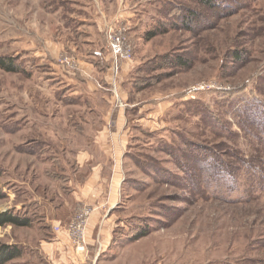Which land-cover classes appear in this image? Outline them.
Returning <instances> with one entry per match:
<instances>
[{
    "label": "rangeland",
    "instance_id": "obj_1",
    "mask_svg": "<svg viewBox=\"0 0 264 264\" xmlns=\"http://www.w3.org/2000/svg\"><path fill=\"white\" fill-rule=\"evenodd\" d=\"M120 22L126 88L148 114L121 150L110 245L86 227L77 251L53 225L76 209L64 179L82 177L74 155L103 102L74 66L93 56L101 71L99 50L111 71L105 28ZM4 57L20 70L0 68V212L30 220L0 227L20 249L5 264H264V0H0ZM59 234L66 263L49 254Z\"/></svg>",
    "mask_w": 264,
    "mask_h": 264
},
{
    "label": "crops",
    "instance_id": "obj_2",
    "mask_svg": "<svg viewBox=\"0 0 264 264\" xmlns=\"http://www.w3.org/2000/svg\"><path fill=\"white\" fill-rule=\"evenodd\" d=\"M120 16L122 17L121 14H119V17ZM92 52L95 55H100L98 56L100 62L104 64L103 69L100 68L102 69L101 71H98L99 65H96L93 56H90V58L86 56H84V58H78L76 56L79 62L77 65L75 64L74 69H76V74H82L81 77L88 76L87 78H83L86 81V86L90 89V93L96 94L103 102V108L101 110H93L95 114L98 115L100 122L91 132V141L84 143L74 155L73 162L76 165L77 172L83 173L82 177L75 173L74 178L69 177L64 180H66L67 183L66 190H71L70 194L71 197L75 199L74 203L76 206L79 204H87L93 208L87 222L88 232L95 234L94 230L98 227L100 231L105 229L106 232L102 240H100L97 233V238L101 242V247L105 249V247L110 245L111 230L115 225V220L112 221L111 215H108V213H112L117 207L121 195L120 188L123 180L120 175V158L123 156L121 150L124 149L130 134L131 118H134L135 121H139L140 118L146 116L148 113L145 115L146 110H144L143 107L145 104H148V102L145 101V104L140 107V103L143 102L135 101L126 88V86L131 85L130 82H132V77L127 76L131 69L130 61L120 64L118 75L119 97L121 101L125 103L126 107L120 109L113 108L112 104H114V98L109 94L108 88H97V83L100 81L101 84L109 86L114 80L110 68L108 70L106 67V64L110 65L108 61L110 57L106 51L101 52L97 50L95 52L93 50ZM99 73H101L100 81L96 80ZM88 78H90V81H88ZM105 92H108V94ZM132 113H134V116ZM111 122L113 125L110 124ZM56 220L61 224L66 221L64 217L57 218ZM95 238H93L92 241ZM65 240L66 236L64 234H59L51 240L53 242H48V246L51 249L49 254L54 256L58 252L60 256L59 260L62 259V263H66L63 258L66 253L64 255L61 251H64V245L66 244Z\"/></svg>",
    "mask_w": 264,
    "mask_h": 264
},
{
    "label": "built area",
    "instance_id": "obj_3",
    "mask_svg": "<svg viewBox=\"0 0 264 264\" xmlns=\"http://www.w3.org/2000/svg\"><path fill=\"white\" fill-rule=\"evenodd\" d=\"M128 31L129 25L123 24L122 22H120L119 25L116 24L105 28V34L107 36L106 47L110 51L111 57L113 59L111 72L114 73V75L119 72L121 62L131 59L132 45L127 36ZM110 86L115 98L119 101L120 105H122L123 102L121 101L116 90L115 79L111 82ZM92 211L93 208L90 205H77L72 217L68 222H66L64 225H53L54 232L56 233L64 231L69 239L75 244L77 251H83L85 247L84 231L87 227V222Z\"/></svg>",
    "mask_w": 264,
    "mask_h": 264
},
{
    "label": "trees",
    "instance_id": "obj_4",
    "mask_svg": "<svg viewBox=\"0 0 264 264\" xmlns=\"http://www.w3.org/2000/svg\"><path fill=\"white\" fill-rule=\"evenodd\" d=\"M201 1L206 3H211V0H201ZM153 35L155 34L149 33L147 34V37H151ZM178 60L179 59H177V62H179ZM181 64H186V62L181 60ZM0 68L9 72H17L20 70L17 64L15 63L14 59L11 57L0 58ZM132 84L137 86L135 83ZM7 225L26 227L30 225V220L25 216L23 217L19 216L14 211L8 210L6 212H0V227H5ZM19 255H20V249L18 247L7 244H0V264H5L8 261L17 258Z\"/></svg>",
    "mask_w": 264,
    "mask_h": 264
}]
</instances>
